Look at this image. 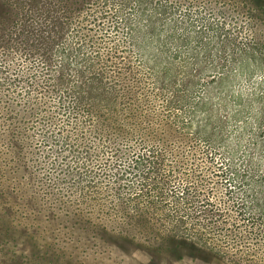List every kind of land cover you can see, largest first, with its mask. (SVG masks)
<instances>
[{
	"label": "rangeland",
	"instance_id": "374dc122",
	"mask_svg": "<svg viewBox=\"0 0 264 264\" xmlns=\"http://www.w3.org/2000/svg\"><path fill=\"white\" fill-rule=\"evenodd\" d=\"M44 1H4L11 20L0 19V264H264V140L253 158L194 141H118L107 112L142 72L146 102L195 132L184 94L237 97L264 78L261 46L211 83L241 62L244 18L176 6L163 27L177 23L189 40L168 39L155 59L145 33L139 59L119 18L91 29L95 40L89 18L62 20L61 5ZM98 2L113 16L112 1ZM199 232L207 241L178 237Z\"/></svg>",
	"mask_w": 264,
	"mask_h": 264
},
{
	"label": "trees",
	"instance_id": "16d2710c",
	"mask_svg": "<svg viewBox=\"0 0 264 264\" xmlns=\"http://www.w3.org/2000/svg\"><path fill=\"white\" fill-rule=\"evenodd\" d=\"M4 1L8 0H0V19L11 20L6 15L12 12V8L8 2ZM26 1L47 3L44 0ZM47 1H54L61 5V8H63L61 14H65L60 16L62 20L71 22L77 19L79 20L78 24L81 25L89 18L90 28L87 31L91 33L92 38L95 40L97 34L91 29L100 26L99 29L101 30H109L110 27L113 28L119 24L116 21L119 18L123 26L121 30L126 29L128 31L126 35L128 43L131 45V51H133L132 57L135 58L137 56L139 59L141 58V54L138 52L140 51L141 41L138 39H143L146 36L145 33L149 36L146 42L151 47L153 58L155 59L158 55L156 50L162 47V44L164 45L168 39L175 37L179 42L181 40L186 42L189 40V36L184 34L185 31L182 34L179 33V31L185 29H179L178 27L179 30H175L177 25H179L177 23L174 25L175 31L173 29L165 31L163 27L166 24V17H170V15L175 13L172 10L176 6L182 7L184 5L193 6L194 8L205 2L206 15L218 14L220 15L219 17H223V15L231 17L233 15L244 18L243 26L248 32V37L246 38L248 42L245 43L242 60L240 63H236V68L228 70L225 73V77H222V75L213 76L211 83L215 84V86L223 84V81L229 78V74L241 72L244 69L242 64H246V67H248L249 62H254L255 57L253 55L255 51H258V47L261 48L263 46L262 49H264V0H169L171 7L167 6L168 2L166 0L163 3H159L158 0H115L116 2L109 0L116 5L112 11L114 13L113 16H109L107 12H104L99 7L98 0ZM215 15L212 18H216L217 16ZM122 17L127 18L126 23L122 24ZM158 17H162L163 21H159ZM53 18L56 21L59 17L54 16ZM95 19H98V23H96ZM102 19H107V23L105 24V20L103 21ZM69 24L68 22L66 23V25ZM209 24V29L216 26L215 30L217 31L218 25H214L215 23H212L211 19ZM154 41L155 43L152 44ZM200 42H202L201 39ZM163 64L165 65L166 63ZM136 77L133 94L127 95L122 102H116L107 111L111 113L109 118H114L117 123L113 131L118 141L132 142L140 136L141 138L139 139H143V141L154 140L159 144L164 143L165 146H177L179 148H183L181 142L194 141L197 148L217 146L232 151L240 148L242 154L244 153L243 157L253 158L256 156L259 140H264V78L259 79L260 86H258L257 82L252 86H242L241 93L237 97L223 94L213 98L208 93L209 96L206 94L203 97L198 96L191 100L187 94H184L180 101L183 107H189L192 104L193 111L189 120L192 121L191 123L194 124L196 130L192 134H188L184 128L177 124L176 115H168L162 111L155 112L157 109L150 106L144 98L147 93L149 95L152 94L153 89H150L148 84L145 83V75L142 72H138ZM122 111L127 112L123 118L119 115V112ZM193 115L194 118H192ZM262 143V149L264 150V142ZM226 153L230 155L228 156L227 165L232 164L231 159L236 163L237 154L231 151ZM178 156L183 157V153ZM238 160L240 159L238 158ZM250 160L248 163H252ZM243 162L246 163L245 161ZM247 173L249 176L250 172L248 171ZM214 221H217L216 214ZM221 229L224 228L211 226L203 230L213 232L221 231ZM203 234V232H199L197 236L178 234V237L182 240L207 241Z\"/></svg>",
	"mask_w": 264,
	"mask_h": 264
}]
</instances>
